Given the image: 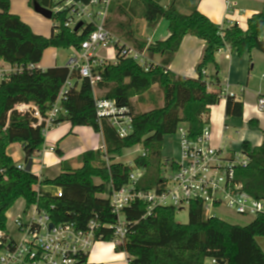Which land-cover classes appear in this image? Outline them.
<instances>
[{
	"label": "trees",
	"instance_id": "trees-1",
	"mask_svg": "<svg viewBox=\"0 0 264 264\" xmlns=\"http://www.w3.org/2000/svg\"><path fill=\"white\" fill-rule=\"evenodd\" d=\"M11 1L0 0V60L10 64L38 66L46 50L79 48L92 30L89 25L83 31L75 32L65 27L66 14H60L52 18L60 23L58 34L54 32L55 26L50 37L35 34L25 21L11 12ZM137 1L144 9L147 27L155 30L162 20H166L169 35L148 44V40L136 36L131 28L136 9L128 0L113 1L111 12L115 18L111 20L114 30L125 43L139 51L147 48L151 55H159L162 59L147 72L136 61L119 56L117 62L107 65L102 73L103 79L97 86L101 91L98 97L115 100L118 106L129 108L133 115V131L127 138H120L108 121L98 119L89 80L80 79L78 72L71 73L67 66L25 70L0 84V169L8 176L7 181L0 179V231H7L6 213L19 199H24L28 206L38 203L48 211L56 225L74 223L78 229H86L93 218L103 224L115 222L109 199L100 195L107 194L110 184L114 190L125 187L135 169L145 170L137 189L148 191L162 187L165 137L176 134L182 124L187 126L191 137H197L208 123L206 117L210 115V108L220 104L221 90L209 91L210 80L215 78L220 83V79L218 75L206 73L209 66L218 70L216 54L227 46L240 55L253 50L264 54V12L252 15L245 30L238 23L228 26L213 22L199 11L200 0H170L167 5L163 0ZM28 2L31 7L34 3L49 10L55 7L52 0ZM183 5L189 12L180 10ZM109 21L110 18V25ZM188 35L206 44L196 67L198 78L168 70ZM68 79L72 86L61 102L63 111L56 124L70 122L73 126L93 128L102 134L105 149L84 153L80 157L82 166L78 169L65 168L53 180L40 179L32 172L18 169L9 154L10 147L16 143L32 155L45 143L42 128L32 127L37 121L34 115L19 112L15 107L33 102L42 113L49 111ZM160 98L163 99L161 107ZM226 99L225 117L241 119L243 102L233 97ZM140 104H150L153 109L142 111ZM249 124L258 127L253 120ZM138 145L145 154L136 157L133 165L116 162L126 149ZM241 150L248 154L250 163L237 170L236 179L243 182L252 197L264 201V140L257 147L244 141ZM37 185L59 187L63 195L58 198L50 192H42L38 197ZM147 207L138 201L124 210L131 222L129 234L114 250L125 253L129 264H207L212 260L225 264H264V251L257 242L258 236H264V215L247 225L232 224L207 217L202 203L196 201L191 203L189 221L183 225L176 222L177 210L173 207L156 208L151 216L144 218ZM103 231L105 238L102 241L110 242L112 229L106 227Z\"/></svg>",
	"mask_w": 264,
	"mask_h": 264
},
{
	"label": "built area",
	"instance_id": "built-area-1",
	"mask_svg": "<svg viewBox=\"0 0 264 264\" xmlns=\"http://www.w3.org/2000/svg\"><path fill=\"white\" fill-rule=\"evenodd\" d=\"M52 1L55 4L50 9L52 18L54 15L66 14L65 27L74 31L77 24L83 22L78 30L81 32L87 26H92L80 47L71 48L72 55L67 67L71 73L78 72L80 79L89 80L98 119H105L120 138H127L133 131V115L129 108L118 106L115 100L98 97L97 86L103 79L102 73L107 65L115 64L119 56L136 61L147 72L159 64L153 60L147 48L137 50L110 29L108 20L113 0ZM226 4L229 17L238 13L235 1L226 0ZM53 21L54 32L58 34L60 23ZM105 51L107 56L101 55ZM35 68L39 67L32 64L13 65L0 60V84L13 75ZM71 86L72 81L68 79L53 107L45 113L33 102L16 106L15 110L32 113L37 120L32 127H41L45 137L57 125V119L63 111L61 102ZM227 97L241 100L229 89V85L224 84L221 87V99ZM256 109L258 112L264 111V95L258 97ZM206 120V127L195 138L190 136L185 124L178 128L176 134L179 135L180 160L171 161L165 166L162 187L148 191L137 189L139 180L145 174L144 169H135L129 176L128 184L119 190L109 185L107 198L112 214L115 215L112 224H103L93 218L86 229H78L74 223L56 225L48 211L38 203L29 206L25 203L24 209L22 207L16 214L9 210L6 213V227L8 221L12 222L18 236L14 238L8 228L5 232L0 231V264H92L89 251L96 242L105 238L104 228L112 229V240L109 243L114 249L126 241L131 222L127 220L124 210L138 201L148 206L144 218L151 216L156 208L189 209L191 203L196 201L202 203L209 218H218L216 211L223 206L242 216L256 218L264 215V201L252 197L245 190L243 182L236 179L237 170L250 163L248 154L241 149L231 152L226 146H216L209 118L206 117ZM142 154H145L144 151ZM17 167L25 170V166ZM0 179L8 180L3 169H0ZM36 192L38 197L42 196V192ZM55 195L62 197L63 192L59 187ZM211 264L219 263L212 260Z\"/></svg>",
	"mask_w": 264,
	"mask_h": 264
},
{
	"label": "crops",
	"instance_id": "crops-1",
	"mask_svg": "<svg viewBox=\"0 0 264 264\" xmlns=\"http://www.w3.org/2000/svg\"><path fill=\"white\" fill-rule=\"evenodd\" d=\"M233 1L237 3L236 8L238 13L234 14L232 17L227 15L226 0H200L198 9L219 25L227 24L232 26L238 23L240 27L246 30L248 19L252 15L260 12L259 2L261 0H255V2L252 3H243V0ZM238 1L240 4L242 3V5H244L246 12L244 16H242V13L245 12L240 10ZM169 2L170 0L168 3ZM11 4V12L25 21L35 34L45 37L51 36L52 29L49 34L47 30H41L38 26V19L33 14V8L28 0H12ZM164 22H166L165 25ZM161 25H164L167 35L165 38L160 39L164 40L169 35L168 21L162 20L159 27H161ZM159 27L153 31L156 33ZM151 42L154 43L153 41ZM205 45V42L197 37L191 35L186 36L182 41L179 51L175 54L174 60L168 66V70L188 78H198L196 67L201 59ZM152 58L158 64H160L162 60L159 55H152ZM216 61H218V70H216L214 66H209L206 73L209 76L218 75L220 83H217L215 78L211 79L209 91H220L224 84L229 85V89L238 97H241V101L244 104L241 123L251 127L249 124L251 120L257 122L258 128L263 132V136L257 137L256 141L252 138L253 133L249 130H245L244 134H240L238 131L236 132L240 136L237 144L238 149H234L232 144L225 140L226 132L229 130L227 124L229 119L225 117L227 99H222L219 105L210 108V115L207 116L213 131V142L216 146H226L231 152L239 151L244 141L250 142L253 147L260 146L264 140V111L258 112L256 107L258 97L264 95V77L261 76V66L253 62V51H247L240 55L237 50L232 49L230 46H227L216 54ZM38 67L43 70L47 69L42 67V62ZM260 77L263 78L262 81ZM100 93L101 91L97 90V95ZM135 100L136 98L133 99L134 102ZM159 105L160 107L163 106V99L161 98ZM151 109L153 108L143 110L149 111ZM44 138V145L32 155L33 166L31 172L40 179L46 178L53 180L63 173L65 168L78 169L82 166L80 157L84 153L96 150L104 151L105 149V143L101 133L95 132L94 129L89 126H73L70 122H63L55 125L48 131ZM23 161L24 162L19 165H26L27 152L25 153ZM57 189L58 188L54 186L44 185H37L35 187L36 191L50 192L52 194H55ZM257 242L260 243L259 245L264 251V239H257ZM90 262L92 264H129L127 255L125 253H116L112 246L108 248L102 247L95 261L90 260ZM207 264H211V262L208 261Z\"/></svg>",
	"mask_w": 264,
	"mask_h": 264
},
{
	"label": "rangeland",
	"instance_id": "rangeland-1",
	"mask_svg": "<svg viewBox=\"0 0 264 264\" xmlns=\"http://www.w3.org/2000/svg\"><path fill=\"white\" fill-rule=\"evenodd\" d=\"M126 1V0H124ZM130 3V6H132L135 10V14L132 16L134 22L132 23V30L134 31V34L136 36L142 37L143 39H145L146 41L151 40L153 42H156V40H160L162 38H165L166 35V31L164 29V25L166 22H164V25H161V27H159L158 31L155 33L153 30L149 29L146 25V20H145V16H144V9L142 8V5L137 1V0H128ZM169 0H163V4L168 3ZM183 1V0H182ZM255 2V0H243V3H252ZM239 3V8L240 10L245 12L244 9V5H242V3ZM186 5V4H185ZM183 5L180 10L184 13L189 12L187 7ZM33 8V7H32ZM259 8H260V12H264V0H261L259 2ZM33 14L37 17L38 19V26L41 28V30H44L47 32H51L52 27L55 25L53 20H49L46 19L45 17H43L42 15H39L37 12H35L34 8H33ZM246 14L242 13V16H244ZM115 18V16H113V13L111 14L110 17V28L113 29V31H115L116 29L114 28V23L111 19ZM119 20H123V19H119ZM115 29V30H114ZM118 29V28H117ZM124 29V28H123ZM122 30V29H120ZM116 35L120 37V34L115 31ZM122 39V38H121ZM122 41H124L122 39ZM254 53V63H258L259 66H261V76L264 77V54H262L261 52L257 51V50H253ZM72 55V49L71 48H49L48 50L45 51L44 55H43V59H42V67L44 68H49V67H65L68 65L69 59ZM101 55L103 56H107V52H102ZM157 58V57H156ZM260 58V59H259ZM260 80L262 81L263 78L260 77ZM136 101V100H135ZM140 110H148L149 108H152V105H143L140 104L139 105ZM229 130L226 132L225 135V140L228 143L232 144V147L234 149H238V140H239V135L236 132H240V134H244L245 130H249L251 133H253L252 138H254V140L257 141V137H261L263 136V132L261 129H259L258 127H248L245 124L241 123V119L239 118H230L227 121ZM9 154H11L14 163L18 166L20 163H23L24 161V157H25V153L24 149L22 147L21 144L16 143L13 144L10 149H9ZM143 152V149L140 145L135 146L134 148L131 149H126L124 151V154L122 155V157H118L116 159V162H121L124 164H131L133 165L134 163V159L136 157H138L139 155H141ZM162 158L165 161V166L171 162V161H179L180 160V143H179V135L178 134H174V135H169L167 137H165L164 139V143L162 146ZM100 197L102 198H107L108 195L104 194V195H100ZM24 205H25V201L24 199H19L14 206L10 209V211L12 213H18V210L21 209L23 207L24 209ZM217 216L219 219L225 220L229 223L232 224H238V225H247L249 223H251L255 218L253 216H242V215H238L236 213H234L231 209H228L226 207L223 206V208H219L217 211ZM175 220L177 223L179 224H187L189 221V209L185 208L183 210H177L176 213V217ZM7 228L10 232V234L17 239V233H16V229L14 227V225L12 224V222L8 221L7 223ZM257 239H264V236H258ZM102 247H111V244L109 242H105V241H98L95 243L94 246H92L90 248V260L95 261L97 255L100 253V249ZM114 253V251H113Z\"/></svg>",
	"mask_w": 264,
	"mask_h": 264
},
{
	"label": "water",
	"instance_id": "water-1",
	"mask_svg": "<svg viewBox=\"0 0 264 264\" xmlns=\"http://www.w3.org/2000/svg\"><path fill=\"white\" fill-rule=\"evenodd\" d=\"M33 8L35 10V12H37L38 14L42 15L43 17H45L46 19L49 20H52V12L41 6L40 4L38 3H34L33 5ZM83 25V22L77 24V26L75 27L74 31L77 32L80 27ZM32 166H33V157H32V154L30 152L27 153V162H26V165H25V171L27 172H31L32 171ZM51 228L53 227V224L50 225ZM219 264H225L223 261H218Z\"/></svg>",
	"mask_w": 264,
	"mask_h": 264
}]
</instances>
